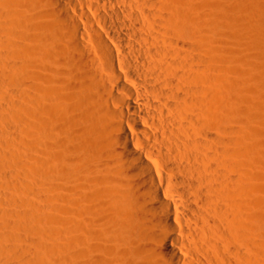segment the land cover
<instances>
[{"label":"bare ground","instance_id":"6f19581e","mask_svg":"<svg viewBox=\"0 0 264 264\" xmlns=\"http://www.w3.org/2000/svg\"><path fill=\"white\" fill-rule=\"evenodd\" d=\"M234 1L245 28L263 35L264 0ZM197 3L0 0V96L11 101L9 84L21 94L13 95L6 116L29 125L28 141L14 142L30 153L23 158L32 170L25 189L38 196L45 191L48 207L42 217L34 200H0L5 208L24 202L17 204L20 212L0 208V264L49 263L34 236L43 238L44 225H64L55 213L71 210L79 236L64 227V244L77 250L66 264H252L254 254L264 258L263 248L254 246L260 237L264 247L255 228L264 218L243 210L255 187L238 160L246 150L233 147L238 129L231 114L239 103H228L243 84L242 70L232 77L235 68L228 67L227 75L234 48L228 41L243 40L225 24L224 6ZM260 42L264 47V38ZM259 55L249 62L264 68ZM4 139L6 148L11 140ZM6 183L11 192L26 191ZM68 188L67 200L61 192ZM62 200L65 207L56 205ZM50 228L54 240L60 228L55 234Z\"/></svg>","mask_w":264,"mask_h":264},{"label":"rangeland","instance_id":"374dc122","mask_svg":"<svg viewBox=\"0 0 264 264\" xmlns=\"http://www.w3.org/2000/svg\"><path fill=\"white\" fill-rule=\"evenodd\" d=\"M198 1V5L200 6V8L201 7H204L205 5H207V9H208V6L211 4V2H212V0H197ZM211 1V2H210ZM214 1V0H213ZM216 1H218V0H215V2H212V4L211 5H213V3H215L214 4V6H210L211 7V9L214 7H220L219 5H221L222 6V4H218V2L220 1H218L217 3H216ZM234 0H223V1H220L221 3H224V7L222 8L223 9V11L224 12H227L226 14H227V16H224V17H227V18H225V24L226 23H228V25L230 26V29H229V31L231 30H235V31H233V32H236V30H237V34L241 37L240 39L241 40H243V41H241V42H244V43H239V42H236V40L235 39H231V40H229V39H227V41L228 42H231L230 44L237 50V54L236 53H234V54H232V50H234V48H232V50H231V53H229V54H231V55H229V54H227V58H229V60L226 58V60L225 61H227V62H225L226 63V67H227V75H228V71L229 70H231L232 68H235L234 70H232V72L231 71H229V75L230 76H234V75H236L235 73H236V70H238V73L240 72V70H242L243 72H241V73H239V74H241V75H239L238 74V76L239 77H241L243 80L241 81V82H243V84L242 83H240L239 84V86H238V88H237V86L236 87H233L234 89L235 88H237L236 90H233L232 91V93H234L232 96L233 97H235L236 99H234L233 97H231L230 99H229V101H228V103H232V102H234L235 101V103L237 104V102L239 103L238 105H234V106H236V108L235 107H233L232 106V104H234V103H232V104H230V106H232L233 108V112H235V113H232L231 114V123H234V124H232L234 127H232V128H235V129H238L237 131V133H234V132H236V131H234L233 133V138H235V137H237V138H235V140H236V142L233 144L234 146V148L236 149L237 148V151L239 150V151H241L242 152V154H244L243 152L246 150V152H245V155L243 156V155H240L241 157H239V155H238V160H239V162L241 163V169H242V171L243 172H247V173H249L250 175H252L251 177H252V182H253V186L255 187V191L253 192V193H250L249 195V197L250 198H248V200H247V206L244 208L243 206L242 207H240L241 209H243L244 210V212H246L247 210H248V208L250 207L251 209V211L249 210V211H247L246 213H248V212H250L252 215H255V217H258V218H260V217H263L264 218V151H263V149H262V147H263V145H264V143H263V145H262V147H258L257 145H256V141H257V139H256V137H257V133L256 132H258V134L262 137H260L259 135V139L258 140H263L264 141V68L262 67V66H259V65H255V63L254 64H252V62H249L250 61V59H249V57H253L252 59H254V58H256V57H258V56H260L259 54H261V53H264L263 51V46H261L262 45V43L260 42L261 41V39H263L264 37H263V35H262V31H258V33H257V30H256V32L254 33V31H253V29L250 31L249 30V28L247 29V28H245L246 26L244 25L245 23H244V16H243V14H242V12L240 13V10L239 9H242L240 6H238L239 4L236 2V1H234ZM205 10H206V8H204ZM218 9H220V8H217V10ZM221 9V10H222ZM214 10V9H213ZM219 11V10H218ZM214 12H215V10H214ZM220 12V11H219ZM216 13H218V12H216ZM220 13H222V12H220ZM223 16V15H222ZM223 17V18H224ZM227 25V24H226ZM227 25V26H228ZM226 26V27H227ZM228 26V27H229ZM249 30L250 32H248L247 30ZM230 31V32H231ZM233 32H231V34L233 35ZM256 33H257V35H256ZM42 36H44V38L47 40V37H49L48 35H42ZM236 36V35H235ZM239 36H237V38H239ZM48 39H50V38H48ZM240 39H239V41H240ZM260 39V40H259ZM238 41V40H237ZM50 42H52V41H50ZM32 43V42H31ZM233 43V44H232ZM48 45V44H47ZM46 45V47H48ZM228 45H229V43H228ZM43 46V45H42ZM45 46V45H44ZM230 46V45H229ZM231 46V47H232ZM46 47H40V50L39 51H43L44 50V48H46ZM49 51V48H47L46 50H44L42 53H47ZM234 52H236V51H234ZM41 53V52H40ZM44 53V54H45ZM234 55V56H233ZM236 56V58H234ZM241 56H242V58H241ZM249 56V57H248ZM231 59V60H230ZM249 63H251V64H249ZM229 64V65H228ZM228 65V66H227ZM234 66V67H233ZM228 67H231V69H229L228 70ZM263 69H262V68ZM233 72H234V74H233ZM232 73V74H231ZM259 76H261V78L259 79L260 80V82L257 80L256 81V78H259ZM262 76H263V78H262ZM232 77H230V78H232ZM255 79V80H254ZM259 82V83H258ZM9 83H11V82H9ZM261 83V85H259ZM258 85L259 86H261L262 87V89L259 91V89H258ZM9 87H8V89H7V93L8 94H12L11 95V97H12V99H11V101H10V99L8 100L7 98H3V97H1L0 96V104L1 103H3L2 104V108H1V106H0V116L2 117L3 115V118H1L0 117V120H3L5 117V119L3 120V121H1L0 123H2V122H4V123H2V124H0V127H2L1 129H0V139L2 138V136H3V138L0 140V141H2L4 138L7 140L8 139V137H7V135H6V133H9L8 135L10 136L11 134H12V136H10L9 138H11V139H8L7 141H12V142H14V141H16L17 139H18V137L20 138L21 137V139H22V141L24 140L25 142H27L28 141V137L26 136L27 135V132H25V131H27V130H29V125H26V124H20V123H18V122H14V121H12V120H10V119H8L7 120V114H6V110L9 108V103L11 104V102L12 101H14V98L16 97V99L18 100L19 99V95H21V94H19V93H17V91H15V89L13 90V88L11 87V85L9 84L8 85ZM9 89L11 90H13L14 92H12L11 91V93H10V91H9ZM16 93H17V95H16ZM15 97H14V96ZM235 95V96H234ZM14 97V98H13ZM240 99H239V98ZM233 98V99H232ZM1 99H3L4 101H2ZM7 99V100H6ZM15 99V100H16ZM232 100V102H230ZM5 101H7V102H5ZM10 101V102H9ZM240 101V102H239ZM15 102V101H14ZM4 105V106H3ZM228 105V104H227ZM229 106V105H228ZM227 106V107H228ZM229 106V107H230ZM238 106V107H237ZM3 107H5V108H3ZM8 107V108H7ZM226 107V108H227ZM228 109V108H227ZM235 109H238V110H236V111H234ZM5 110V111H4ZM240 110V111H239ZM25 120L27 121V119H28V122H29V117L27 118V116H25ZM233 119V120H232ZM13 122V123H11V122ZM6 123V124H5ZM8 123H11L14 127H12L10 124H8ZM231 123H229V124H231ZM17 125H19V126H23V131H21L22 129H21V127H16ZM232 125H229V126H232ZM26 126H28V127H26ZM12 127V128H11ZM5 128H6V130H5ZM13 128H15V130L13 129ZM17 128V129H16ZM241 128V129H240ZM3 129V130H2ZM16 130H18L19 131V133H18V131H16ZM240 130H242V132H240ZM259 130V131H258ZM2 131V132H1ZM4 131V132H3ZM5 131H6V133H5ZM8 131H10V132H8ZM11 131H12V133H11ZM261 131V132H260ZM15 132V133H14ZM17 132V133H16ZM23 134H22V133ZM26 133V134H25ZM240 133H242L241 135H243L242 137H241V135H240ZM261 133V134H260ZM15 134H20V136L18 135L17 137H15L16 135ZM25 134V136L23 137V135ZM15 135V136H14ZM4 136H6V137H4ZM14 136V137H13ZM13 138H15V139H13ZM239 138V139H238ZM5 139H4V141H5ZM20 139V140H21ZM240 139H242V141L240 140ZM239 140V141H238ZM10 141V142H11ZM241 141V142H240ZM10 142L8 143L9 145H7L8 147H6V148H4L6 145L5 144H3V141H2V144H1V142H0V147L2 148H4V150H1V148H0V152L3 154V156L2 155H0L1 156V158H3L2 159V161H0L1 162V165H0V169H2V167H3V165H5L6 166V171H8V173H1V171H0V173H1V175H0V200H2L3 199V201L2 202H6V200L7 199H5L6 197H10V198H12V196H13V198H15V199H19V198H21L22 199V197H23V199L25 200L26 198H27V200L29 201V202H31V201H37V203H35V202H32V203H34L35 205H40V208H38V209H40L41 211L39 212V213H42V211H43V213L44 214H41V216L43 217V215L45 216V215H47V211H48V207L46 206V194L47 193H44L43 192V190H42V192H40V194H39V196L37 195V193H36V195H37V197H36V195L34 196V195H31L33 192H31V190H29L28 189V192H27V188H29L30 186H31V184H30V186L28 187L27 185H29V182H30V177H32L31 176V172H32V170H28L27 168H29V169H31L30 168V162H28L29 160H25V159H23L24 158V155H25V158H29L30 157V153H29V151L28 150H26L24 147H21L20 145H18L16 142H14L13 144H12V142H11V145H10ZM238 142V143H237ZM4 143H7V142H4ZM16 143V144H15ZM5 145V146H4ZM12 145H13V147H12ZM16 145H18L19 147H17V148H22V150H18L17 151V149L15 148L16 147ZM9 147H11V148H9ZM2 148V149H3ZM7 149V150H6ZM9 149V150H8ZM10 149H11V151H10ZM13 149H16V151L15 150H13ZM245 149V150H244ZM244 150V151H243ZM3 151V152H2ZM15 151V152H14ZM22 151V152H21ZM238 151V152H239ZM8 152H10V154L8 153ZM12 152V153H11ZM17 152V155L15 154ZM26 152V153H25ZM248 152V153H247ZM263 152V153H262ZM0 153V154H1ZM22 153V154H21ZM247 153V154H246ZM10 155V156H8V155ZM5 155L8 157H5ZM14 155H15V157H14ZM21 156V157H20ZM9 157H11V159L9 158ZM7 158V159H6ZM16 158V159H15ZM22 159V163H24L23 165H22V163H20V160ZM12 160V161H11ZM16 161V163H17V161H18V163L16 164L15 163V161ZM5 161L7 162V163H5ZM25 161V162H24ZM26 161H27V164H26ZM246 161V162H245ZM248 161V162H247ZM11 162H13V163H11ZM245 162V163H244ZM9 163H11V164H9ZM15 163V164H14ZM3 164V165H2ZM6 164H8V165H6ZM14 166H16V165H18L17 167H12L13 165ZM21 164V165H20ZM29 164V165H28ZM20 165V166H19ZM28 165V166H27ZM10 167V168H9ZM25 169H24V168ZM27 167V168H26ZM11 168H13V169H11ZM22 168V169H21ZM10 169H11V172H10ZM18 169V170H17ZM16 170V172L18 171V174H20L19 172H21V175H17V174H15L16 172H13V171H15ZM23 171V172H22ZM31 171V172H30ZM6 174H9V175H6ZM10 174H13V175H10ZM24 174H25V178H23L24 177ZM3 176V177H2ZM16 176V177H15ZM17 176H18V178H17ZM7 177H8V180H7ZM14 177H15V179H14ZM22 177V178H21ZM27 177V178H26ZM4 178H5V182H4ZM17 178V179H16ZM257 178V179H256ZM14 179V180H13ZM25 179V180H24ZM27 179H29L28 181H27ZM3 180V181H2ZM11 180V181H10ZM13 181H15V182H13ZM28 182V184L26 183H24V184H22L23 182ZM254 181H256V182H254ZM1 182H2V184H1ZM6 182H8L12 187H14L16 184H20L19 186H18V188H19V192H21L23 189L24 190H26V191H23L22 192V194L21 193H18L17 191H15V192H17V194H15V192H11L10 190H12V189H8V187H6L5 186V184H7ZM11 182V183H10ZM3 183H5L4 185H3ZM13 183H15V184H13ZM3 185V186H2ZM9 185V186H10ZM14 185V186H13ZM5 188L7 189V190H5ZM23 188V189H22ZM26 188V189H25ZM2 189H3V191H2ZM15 189V188H14ZM22 189V190H21ZM69 190H65V191H63V192H61V194L62 193H64V197H65V199H69V198H71L70 197V195H72L73 193V191L72 190H70V188H68ZM5 190V191H4ZM16 190V189H15ZM21 190V191H20ZM8 191V192H7ZM14 191V190H13ZM4 192V193H3ZM9 192L11 193V194H9ZM26 192V193H25ZM238 192H239V194L240 193H242V191L240 190V189H238ZM256 192V193H255ZM2 193V194H1ZM70 193V194H69ZM6 194H7V196H6ZM31 196H30V195ZM42 194H43V196H42ZM3 195V196H2ZM26 195V196H25ZM67 195H69V196H67ZM240 196V195H239ZM1 197H3V198H1ZM5 197V198H4ZM30 197H36L35 199L33 198V199H31ZM39 197V198H38ZM44 197V198H43ZM5 199V200H4ZM21 199L20 200H17V204L19 205V204H22V203H24V202H22V203H20V201H21ZM29 199H31V200H29ZM37 199V200H36ZM41 199V200H40ZM42 199H44V200H42ZM26 200V201H27ZM67 200H65L64 202H63V200L62 201H59L58 202V204H56V205H59L60 207H65L66 206V201ZM27 201V202H28ZM40 201V202H39ZM44 201V202H43ZM2 202L0 203L1 205H3V206H0V208L2 207V211H3V207L5 206L4 204H2ZM26 202V203H27ZM63 202V203H62ZM40 203V204H39ZM45 203V206H43V204ZM65 203V204H64ZM15 205V204H6V206L7 207H9V208H5L4 207V209H10V210H13L14 212L16 211V212H20V207L18 206V205ZM9 205V206H8ZM23 205V204H22ZM16 206V207H15ZM18 206V207H17ZM38 207V206H37ZM238 207L239 206H237L236 207V209H238ZM19 208V209H18ZM247 208V209H246ZM1 211V210H0ZM22 211V210H21ZM37 212V217H38V211H36ZM1 213V212H0ZM57 216H58V214H59V216L58 217H60L59 219H61L60 221H63L64 223V225H62L58 220V222H59V225L58 226H56V228H54L55 230H53L52 228H50V230L52 229L53 231H55V232H53L54 234L58 231V229H59V231H58V233L60 232L61 234H55L54 236L56 237H58V236H60L61 237V239L63 240V242H62V240L61 239H58L57 240V237H56V239L54 238V240L51 238V235L53 236V234L49 231V228L47 227V225L45 226L44 224V222L42 223L44 226H42L43 228V232L45 233V231H48L47 233H43V238L41 237V236H39V235H37V234H35V238H36V241H38V239L40 240V243L42 244V247H43V251L46 253H44L45 254V259H46V261H45V263L46 262H48V260H49V263H46V264H50L51 262H53V261H56V262H58V263H56L55 262V264H64V260H66V258L67 259H69L70 257H72V258H74L76 255H77V250H76V248H73V247H67L65 244H64V239H66V234H65V230L66 229H64V227H66V226H68L71 230H73L74 231V233H73V235L75 236V237H77V235L79 236V233H78V231H77V229H76V223H75V219H76V217H77V214H76V212H74V210H71L70 212H67V213H65L64 214V211H59L58 213L56 212L55 213ZM259 215H260V217H259ZM263 215V216H262ZM40 215H39V217H41ZM57 217V218H58ZM257 218V222L256 223H258L259 222V219ZM241 222H242V220H240V224L239 223H237L236 225H234L233 227H235V228H233L235 231H240L241 230ZM259 224H261L260 222L258 223V225H256L255 226V228H256V230L259 232V233H262V236L264 235V221H263V223H262V227H261V225H259ZM48 226H49V224H48ZM54 226V227H55ZM48 229H46V228ZM59 227V228H58ZM68 227H66V228H68ZM50 235L49 236V239H48V235ZM44 236H47L46 238H44ZM60 237H58V238H60ZM42 238V239H41ZM45 239V240H44ZM106 239H108V240H110V238L107 236L106 237ZM44 240V241H43ZM60 240V241H59ZM255 240H257V242H255L254 243V246L256 247V249L257 248H263V251H264V247H263V245L261 246L260 244L261 243H259L260 241H261V239H260V237H259V239H255ZM259 241V242H258ZM259 243V244H258ZM40 244V245H41ZM260 245V246H259ZM238 248V247H237ZM238 250L239 251H241V248H238ZM257 254V253H256ZM263 255H264V253H263ZM262 255V256H263ZM105 256L106 255H103V256H101V257H103V258H105ZM254 257H253V263L252 264H264L263 262H264V258L263 257H261V259H260V256L261 255H258L257 254V257H255L256 255L254 254L253 255ZM69 257V258H68ZM255 258V259H254ZM63 260V261H62ZM51 261V262H50ZM66 261H68V260H66ZM70 261V260H69ZM68 261V262H69ZM71 262V261H70ZM71 263H73V262H71ZM52 264H54V262L52 263ZM65 264H66V262H65ZM67 264H70V263H67ZM240 264H243L242 262H240Z\"/></svg>","mask_w":264,"mask_h":264}]
</instances>
